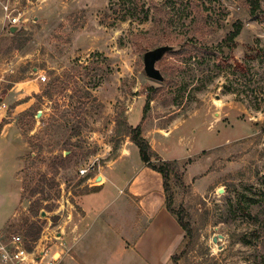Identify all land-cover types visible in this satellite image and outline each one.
I'll return each mask as SVG.
<instances>
[{"label":"rangeland","instance_id":"obj_1","mask_svg":"<svg viewBox=\"0 0 264 264\" xmlns=\"http://www.w3.org/2000/svg\"><path fill=\"white\" fill-rule=\"evenodd\" d=\"M8 1L24 16L15 34L5 20ZM151 1L144 0L147 7ZM172 1L173 13L159 8L157 22H143L126 21L111 0H0V108L28 144L17 151L24 156L22 205L0 183V228L10 221L0 232L5 240L21 236L36 256L51 247L68 255L61 243L89 187L81 171L98 174L128 142V122L146 121L150 131L174 130L158 148L165 159H182L174 208L189 222L193 245L185 253L182 239L177 264H264V53L257 51L264 50V13L254 20L244 0H168L169 7ZM239 20L244 28L233 58L203 56L199 49L220 45ZM163 46L173 50L156 64L164 77L158 82L147 76L144 56ZM237 61L247 62L246 74ZM34 79L37 93L30 89ZM20 81L26 84L19 91L29 95L16 112L18 103L7 97ZM7 149L0 148V180L8 173ZM128 155L131 177L142 163L133 143ZM9 160L19 164L16 156ZM96 197L84 199L97 212L106 200ZM117 231L94 229L86 260L140 264L118 251Z\"/></svg>","mask_w":264,"mask_h":264},{"label":"crops","instance_id":"obj_2","mask_svg":"<svg viewBox=\"0 0 264 264\" xmlns=\"http://www.w3.org/2000/svg\"><path fill=\"white\" fill-rule=\"evenodd\" d=\"M2 23L3 15L0 18V29ZM30 82H32L30 84L31 91L37 93L39 86L38 79L31 80ZM21 84L26 83L17 82L10 89L7 97L9 102L13 100L15 103H18L15 108L16 112L25 109H22L24 103L20 102L25 99L26 95H29L28 92L19 91L20 88L18 87ZM5 107H7V104H5ZM4 119H7V117L5 116V110L1 107L0 124ZM128 123L131 125L130 122ZM142 125L143 136L150 142L153 149L162 159L178 162L182 160L165 159L160 154V149L158 148V146L162 145L160 143L161 138L169 139V137L174 135V130H171L169 134H163L159 128L150 131L146 121ZM14 128V122L8 123L0 134V148L8 147L4 155V160L8 158L7 162L5 161L4 163L6 169H8V173L0 180V183L9 185L10 189L18 194L20 206L22 205L23 198L19 175L24 168V156L23 154L18 155L17 151L28 149V144ZM130 145H132V142L128 139L125 146L120 149L118 157L100 169L94 180L97 181V178L101 176L99 182L95 183L91 179H88L89 187H97L99 191L84 194L79 199V207L82 214H79V217L74 218V221L70 223L67 243H61L64 246L62 251H69L68 255L61 256L60 251L55 250V247H51L45 255L40 253L39 256H36L25 247V243L23 242L24 248L29 253L26 264H94L86 260L87 258L85 257L87 250L91 247V243H87L86 239L94 229L97 230L102 225L105 227H118L115 236L117 235V238L120 239L118 251L122 256L131 253L140 260H137L140 264L170 263L174 251L184 238V230L174 216L166 209V196L161 174L148 168L141 160L142 163L140 166H135V170L137 168V171L131 177L125 175L127 170L132 169V166L128 162V158H130V155H128ZM11 156H16V159L19 161L18 165L15 161L10 162L9 157ZM4 192L0 189V197ZM88 195H97L96 201L106 200L105 202L103 200L104 203L101 206L96 204L100 208L97 212L95 211V204L85 201L84 197ZM134 201L136 202L134 206L137 207L136 211H133L134 207L131 204ZM126 204L127 206L125 207ZM109 206L113 208L112 212H109L111 211V209L109 210ZM17 210L18 208L13 213L12 218L16 216ZM9 222L3 228H0V232L6 228ZM121 222L123 225H120ZM12 237L9 240H5L0 235V239L8 244H11ZM62 237L63 235H61ZM122 260L115 264H126L124 263V259ZM0 264L2 263L0 262Z\"/></svg>","mask_w":264,"mask_h":264},{"label":"trees","instance_id":"obj_3","mask_svg":"<svg viewBox=\"0 0 264 264\" xmlns=\"http://www.w3.org/2000/svg\"><path fill=\"white\" fill-rule=\"evenodd\" d=\"M114 0H111V6L117 5L122 9L125 15L126 21L128 18L131 19H138V17L141 19V21H156L157 20V12L159 11V8L165 9L164 11L167 12V14H171L172 9L176 10L175 4L172 1V5L169 7L168 0H164L161 4L158 1L152 0L151 6L146 5L144 0H116V2H113ZM115 3V4H113ZM245 8L247 9V12L252 16L254 20H258L261 15V13H264L263 10V3L264 0H244ZM172 8V9H171ZM153 11H156L155 14ZM170 20H173L174 14L169 15L168 17ZM157 22V21H156ZM244 28V24L242 21H237L232 25L231 31L227 34L224 42H222L220 45L216 47H206V48H200L199 51L203 54L205 57H212L215 53L222 54L221 56H226L227 60L233 58V53L236 51L238 47L237 39L241 35ZM252 53L255 51L253 48L248 49V52ZM257 51H260L264 53L263 49H257ZM236 67L240 72L243 74H246L247 72V62H236ZM151 97L148 98V104L151 101ZM17 105V104H16ZM15 108V107H14ZM8 124L7 120L4 119L3 122L0 124V134L4 128V126ZM142 123L137 126L133 127L129 124L126 125L125 135L130 139V141L136 145L139 149L140 158L142 162L150 169L158 172L161 174L163 178V185H164V192L166 196V209L168 212L175 217L181 228L185 232L184 237V244L186 245L184 252L187 253L192 245H193V232L192 228L189 224V222H186L184 220V217L180 214L182 211H177L174 208V193H173V185H181L182 183V172L180 169V164L178 161H171V160H164L162 159L159 154L153 149L150 142L143 136V127ZM264 131V130H263ZM93 176L88 175V177L85 179L87 181L88 179L92 178ZM99 188L93 187L90 188L87 186L86 192L83 194L88 193H95L98 192ZM81 194V195H83ZM32 210V209H31ZM33 214L35 216H38L40 214V211L38 209L32 210ZM181 256H178L177 254H174L171 258V261L174 264H177Z\"/></svg>","mask_w":264,"mask_h":264},{"label":"built area","instance_id":"obj_4","mask_svg":"<svg viewBox=\"0 0 264 264\" xmlns=\"http://www.w3.org/2000/svg\"><path fill=\"white\" fill-rule=\"evenodd\" d=\"M3 10L8 29L21 24L24 16L20 10L11 7L10 1H8L7 5L3 7ZM40 79L45 82L47 77L41 76ZM90 172L91 169H84L81 171L82 175H89ZM90 179L94 181L96 175ZM94 182L97 183V181ZM10 243L11 244L5 243L0 239V262L2 264H26L29 253L23 246L22 237L15 235L12 237V242Z\"/></svg>","mask_w":264,"mask_h":264},{"label":"water","instance_id":"obj_5","mask_svg":"<svg viewBox=\"0 0 264 264\" xmlns=\"http://www.w3.org/2000/svg\"><path fill=\"white\" fill-rule=\"evenodd\" d=\"M19 30V26H13L10 28V32L15 34ZM173 48L169 46H163L153 51H149L144 56L145 72L149 78L154 81L163 82L164 77L161 71L156 67V64L164 57V55ZM101 180V176L97 178V182ZM216 241V239L214 240Z\"/></svg>","mask_w":264,"mask_h":264}]
</instances>
